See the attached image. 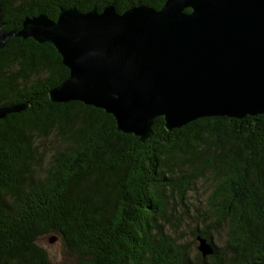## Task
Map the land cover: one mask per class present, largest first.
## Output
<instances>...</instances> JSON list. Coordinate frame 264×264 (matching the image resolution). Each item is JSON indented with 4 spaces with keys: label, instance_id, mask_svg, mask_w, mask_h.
<instances>
[{
    "label": "trees",
    "instance_id": "obj_1",
    "mask_svg": "<svg viewBox=\"0 0 264 264\" xmlns=\"http://www.w3.org/2000/svg\"><path fill=\"white\" fill-rule=\"evenodd\" d=\"M164 2L0 0L2 29L60 9ZM68 75L49 43L14 37L0 49V108L25 105L0 118V264H52L37 242L47 234L72 264H264V113L171 130L157 117L142 142L102 109L52 102Z\"/></svg>",
    "mask_w": 264,
    "mask_h": 264
},
{
    "label": "water",
    "instance_id": "obj_2",
    "mask_svg": "<svg viewBox=\"0 0 264 264\" xmlns=\"http://www.w3.org/2000/svg\"><path fill=\"white\" fill-rule=\"evenodd\" d=\"M189 9V11H185ZM14 37L49 43L68 77L52 102L79 101L111 114L117 129L144 142L153 121L167 130L201 117L241 119L264 113V0H165L118 12L60 9L26 17ZM25 105L0 108V118ZM198 250L210 246L199 239Z\"/></svg>",
    "mask_w": 264,
    "mask_h": 264
},
{
    "label": "rangeland",
    "instance_id": "obj_3",
    "mask_svg": "<svg viewBox=\"0 0 264 264\" xmlns=\"http://www.w3.org/2000/svg\"><path fill=\"white\" fill-rule=\"evenodd\" d=\"M38 244L45 248L52 264H72L73 257L64 247L62 241L56 235L47 234L37 240Z\"/></svg>",
    "mask_w": 264,
    "mask_h": 264
}]
</instances>
